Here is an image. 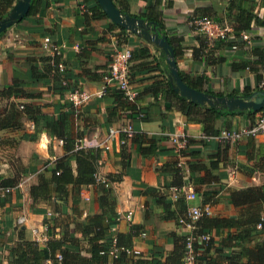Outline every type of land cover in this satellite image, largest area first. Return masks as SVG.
<instances>
[{
    "label": "crops",
    "instance_id": "obj_1",
    "mask_svg": "<svg viewBox=\"0 0 264 264\" xmlns=\"http://www.w3.org/2000/svg\"><path fill=\"white\" fill-rule=\"evenodd\" d=\"M112 2L122 13L144 20L153 21L147 15L160 14L162 30L178 53L177 70L201 91L231 96L261 89L264 82V0ZM191 15L206 16L229 27L224 39L207 41L205 57L192 54V49L197 46V34L188 23ZM241 33L249 36L248 42L241 39ZM44 37L52 44L64 45L58 57L65 70L64 77L61 74L59 78L67 86L62 92H52L48 88L49 74L42 61L49 55L43 46ZM113 45L130 50L144 48L147 50L146 61L154 58L159 62L161 71L144 73L143 67L131 83L138 92L136 104L145 107L148 113L144 120L131 118L120 109L111 113L115 105L112 94H96L102 84L100 73L108 64ZM166 67L165 56L159 48L111 23L95 0H30L27 13L0 34V121L10 105L16 108L19 104H27L32 115H36L33 119L30 114H21L15 119L16 126L0 127V174L6 177L13 173L16 158L27 171L19 177L27 178L22 189L8 192L6 200L0 201V264H7L8 247L16 240L17 228L29 230L31 239L41 236L43 240L37 242L42 246L48 239L61 236L60 225L67 224L72 231L74 223L82 221L86 215L100 213L96 184L80 186L77 201H71L69 195L63 202L57 201L53 205L41 202L31 207L28 187L36 184L39 175L48 176L54 160L65 154L63 143L49 133V121L44 115L52 118L54 124L57 116L60 117L63 134L67 137L81 135L85 144L102 139L108 127L126 123L131 126L132 133H143L165 149L158 154L141 156L136 151L137 146L131 145V136L124 143L119 142V137L114 138L108 149L97 148V175L120 177L110 183L116 199L113 210L119 219L114 220L109 233L126 246L121 248L126 255L132 254L125 262L118 258L110 260V264H132L136 259H152L151 264L164 261L175 247L178 236L189 231L179 220L183 216L186 218V209L191 204L201 203L200 191L208 190L216 199L208 216L234 217L239 207L226 201L228 191L264 183V174L255 169L259 148L264 145V133L237 141H222L215 135L205 137L201 124L187 122L175 108L174 100L164 91L167 74L162 70ZM7 87L21 93L8 94ZM74 88L92 95L87 102L72 109L67 94ZM156 88L159 92L154 98L151 92ZM255 116L256 113L250 116L245 113L221 115L215 120L214 127L218 131L238 128L249 124V118ZM33 135L35 138L31 139ZM183 135L189 143L184 149L185 155H179L173 149L171 138L180 139ZM122 149L123 153H120ZM256 150L257 154H254ZM179 158L183 162L181 178L174 174V163ZM191 160H199L206 167L195 172L198 179L203 177L204 180L199 179L194 185L188 179L186 165V161ZM210 163L212 166L208 168ZM249 168L253 170L249 171ZM179 181L181 185L177 187ZM67 188L71 190L70 185ZM188 189L194 192L195 198H184L182 191ZM4 195L0 188V197ZM35 207L54 219L50 229L42 222L44 213L32 211ZM127 211L131 212L130 220L123 217ZM261 213H264V205ZM19 216L24 220L16 226L15 220ZM224 233L225 230L219 234L212 230L209 236L218 242ZM74 236L85 245L79 232H74Z\"/></svg>",
    "mask_w": 264,
    "mask_h": 264
},
{
    "label": "trees",
    "instance_id": "obj_2",
    "mask_svg": "<svg viewBox=\"0 0 264 264\" xmlns=\"http://www.w3.org/2000/svg\"><path fill=\"white\" fill-rule=\"evenodd\" d=\"M12 1L13 0H0V19L5 16L7 9L12 4ZM147 18L155 21L160 29V32L164 34L160 14L151 16L147 15ZM119 28L124 30L121 27ZM2 32H0V34ZM195 38L197 46L192 49V54L199 57H205L207 54V40L205 36L198 34ZM216 40L219 41L222 39ZM168 42L173 49L174 59H176L178 54L176 47L169 39ZM130 53L131 55L128 60L130 64L128 65L127 74L129 83H133L137 73H140L139 70H142L143 67L145 69L144 73L155 70L161 71L157 59L153 58L152 60L146 61L147 50L144 48L130 50ZM161 55L163 56L162 52ZM48 60L49 56L42 59V61L46 63V71L49 74L47 79V83H49L48 88L52 92H62L67 90L66 83H62L61 78H59L62 76L64 77V68L58 71L49 65ZM151 62H154L153 65L148 66ZM105 69L106 67L102 69L100 78L104 74ZM162 72L167 74V67L166 69L164 68ZM178 73L185 83L200 90L199 86L188 83L179 71ZM164 87V91L174 100L173 103L175 108L184 115L185 120L187 122L200 123L206 135L217 134L218 130L215 129L214 122L221 115L245 113L250 116L254 115L258 111H250L248 109H235L232 111L215 110L210 107L198 105L195 102L185 99L178 93H175L171 89L168 81L165 82ZM145 90L146 89L141 91V93H144ZM5 91L8 94L12 93L17 95L21 93V91L13 89V87H7ZM106 92H110L112 94L115 103L111 109V113L120 109L122 112H125V114L127 113L131 118H138L140 120L148 118L146 108L136 104V96L138 95V92L133 101L126 100V98L122 95V92L114 85H108L104 94ZM157 92H159L158 89L151 92L154 98H156ZM19 105H21V108H13V106L10 105L7 114L4 115L3 119L0 121L1 128L16 126L17 124L15 119L21 114H30V117L33 119L36 118V115H32L33 111L28 108L27 104ZM138 114H141V116L137 117ZM44 118L49 121V133L62 140L65 154L54 160L48 176L43 177L39 175L36 184L28 187L31 207H34L35 204L41 202L51 205L57 201L63 202L68 199L69 195H71V201H77L80 186L96 184V200L100 208V213L86 215L82 221L74 223L72 231L69 230L67 224L60 225L61 236L59 238L48 239L42 246L34 239L30 238L29 230L25 228H17L16 240L8 247L7 264H42L46 259H50L53 264H103L107 256L105 253L100 252L107 250L110 246V242L113 237L110 235L109 229L116 216V213L113 210L116 199L110 183L119 180L120 177L119 175H107L104 177L105 182L108 183L106 186H104L103 183L96 182L93 174L96 172L99 149H74L76 139L81 138L82 136H65L61 129L63 125L62 119L58 116L55 124L53 123L52 118L45 115ZM254 118L255 117L249 118L250 123L253 122ZM30 138H35V135ZM130 143L131 145L135 144L137 146L136 151L141 156L158 154L165 151L161 145L157 144L156 140L147 139L145 134L139 132L131 134ZM188 143L186 147H188ZM186 147L179 149L177 153L185 155L186 151L184 149ZM256 152L257 150L254 154H257ZM120 153H123V149ZM71 162L74 163L73 166L71 165ZM176 163L177 161L174 163V174L181 178V168L176 166ZM186 165L189 174L188 179L193 185L199 182V179L201 181L204 180L203 177L198 179L195 175V172L206 169L204 163H201L199 160H191L186 161ZM211 166L212 163H210L208 168H211ZM255 169L264 174V145L259 148ZM252 170L253 169L249 168V171ZM25 173H27L26 168L21 165L20 159L16 158L14 172L6 177H3L0 174V188L4 189L14 186L19 180V177ZM67 185L71 186V190L67 188ZM180 185L181 183L179 181L176 186L179 187ZM149 190L152 191V189ZM72 191H74V194H72ZM5 194L6 195L3 197H0V201L6 200L5 198L8 193ZM200 195L202 204H213L216 200L211 197V193L208 190L200 191ZM225 199L232 206L239 207V210L234 217L201 215L192 222L193 228L191 233L195 237L204 233L209 234L212 230H214L217 234H219L220 231L225 230V233L218 239V242H214L210 236L204 244H199L198 240H195L194 247L199 249V255L196 258L197 263L264 264V213H261V207L264 205V183L247 186L243 189H231L228 191ZM32 211L34 213H44L42 222L47 229L51 228L54 221L52 217L46 216L45 211L36 207L32 208ZM180 218L185 221L187 220L184 216L183 218ZM257 224H259V227L256 228ZM231 228H233L234 231H229ZM74 232H79L80 235L84 237L83 242L85 245L81 243V239L74 236ZM114 239L116 246L119 248L126 247L121 245L115 236ZM183 245L184 235H180L175 242V247H173L172 251L165 258V260L162 262L157 261L155 264H179L183 252ZM226 249H229V251L227 252ZM55 254L60 255L58 263L56 262ZM128 257H132V254L126 255L122 250L119 252L118 258L121 262H125ZM117 259H115V261ZM152 262H154L152 259H136L132 264H151Z\"/></svg>",
    "mask_w": 264,
    "mask_h": 264
},
{
    "label": "built area",
    "instance_id": "obj_3",
    "mask_svg": "<svg viewBox=\"0 0 264 264\" xmlns=\"http://www.w3.org/2000/svg\"><path fill=\"white\" fill-rule=\"evenodd\" d=\"M188 23L192 26V31L194 33L204 35L207 41H213L216 39H223L226 36V33L229 30V27L227 25H221L219 22L206 17V16H190L188 19ZM240 37L245 42H248L249 36L246 33H241ZM43 46L48 49L49 52V60L48 63L52 68L57 69L58 71L63 69L62 63L60 60H58V57L60 56V50L64 47L63 44H52L50 43L49 39L47 37L43 38ZM233 48V47H232ZM130 49L127 47L120 48L118 45H113L112 50L110 53L109 61L106 66V69L104 71V74L102 75V84L100 85L99 90L96 92L98 95H103L105 92V89L108 85H114L118 90L122 92V95L126 98L128 101H133L134 97L137 94V90L135 87L128 82L127 74H128V60L130 58ZM261 89H264V82L260 85ZM92 93H89L87 91H84L82 89L74 88L70 90L67 94V100L69 101L70 105L73 108H78L85 102L89 100ZM21 108V105L18 106ZM141 114H138L137 117H140ZM133 130L129 124H120L116 127H108L106 134L104 137L95 143H84L85 139L84 137L77 138L75 141L74 149L79 148H102V149H108L109 143L114 138L119 137V142L124 143L125 139L129 136H131ZM259 133H264V105L257 111L256 116L252 123L247 125H242L238 128H231L226 129L222 128L218 131V133L215 135L218 139H221L222 141H237L242 137H249V136H255ZM205 137H209L207 135H204ZM172 143L174 144V150L178 152L179 149L186 147L188 143V138L183 135L180 139H176L174 137L171 138ZM58 142L61 144L62 140L59 139ZM180 155V154H179ZM176 166L182 167L183 162L181 158L176 163ZM94 180L96 182L103 183L104 186H106L108 183L105 182L104 177H100L95 172L93 174ZM27 178H22L17 181V183L12 187H7L2 189L4 193H8L10 191H17L21 190L23 187V184L25 183ZM182 194L185 199H193L195 198L194 192H192L190 189L183 190ZM211 212V204L209 203H199V204H191L186 209V218L187 220L180 219L179 222L184 224L189 231L184 235V245H183V252L181 256V260L179 264H198L197 263V256L199 255V249H196L194 247L195 240H198L199 244H204L208 238L209 234L204 233L199 235L198 237H195L191 230L193 228L192 222L196 220L201 215H209ZM123 217L127 220H130L131 218V212L127 211ZM119 219V215L115 216V220ZM24 217L19 216L15 220L16 226H19L23 223ZM257 227H259V224H257ZM36 242L39 240H43L41 236H37L34 239ZM121 251V248L115 245V239L112 238L110 242V246L107 250L101 251L100 253H105V255L108 257V260L104 261L103 264H110V260H115L119 257V252ZM56 262L60 260V255L55 254ZM42 264H53L50 259H46L43 261Z\"/></svg>",
    "mask_w": 264,
    "mask_h": 264
},
{
    "label": "water",
    "instance_id": "obj_4",
    "mask_svg": "<svg viewBox=\"0 0 264 264\" xmlns=\"http://www.w3.org/2000/svg\"><path fill=\"white\" fill-rule=\"evenodd\" d=\"M109 21L152 43L165 56L167 81L171 89L180 96L198 105L215 110H259L264 105V89H255L242 95H214L198 90L185 83L178 73L173 49L165 34L159 31L157 23L141 17L122 13L112 0H95ZM30 0H15L4 17L0 19V32L20 20L28 11ZM22 228V227H21Z\"/></svg>",
    "mask_w": 264,
    "mask_h": 264
}]
</instances>
